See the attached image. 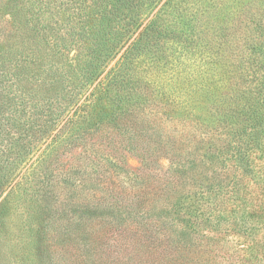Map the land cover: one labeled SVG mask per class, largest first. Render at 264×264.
I'll use <instances>...</instances> for the list:
<instances>
[{
    "label": "rangeland",
    "instance_id": "374dc122",
    "mask_svg": "<svg viewBox=\"0 0 264 264\" xmlns=\"http://www.w3.org/2000/svg\"><path fill=\"white\" fill-rule=\"evenodd\" d=\"M108 1L0 0V26L9 34L0 50L24 46L19 88L54 126L0 196V264H72L74 250L55 238L51 215L55 134L94 129L90 123L131 111L152 155L151 185L168 184L163 199L172 186H198L201 153L211 160L215 146H233L227 163L215 164L217 171L231 167L214 193L186 196L194 203L188 226L204 228L218 264H264V0H155L137 7L111 0L121 11L113 15ZM149 23L155 30L146 33ZM106 42L113 47L104 50ZM2 63L9 70L16 64ZM11 78L16 85L17 76ZM121 131L130 139L127 127ZM131 141L113 151L115 159L144 172L140 146L131 148ZM122 179L115 180L129 192L133 182ZM213 199L218 205L210 208ZM123 238L111 242L123 249ZM111 252L118 253L116 245Z\"/></svg>",
    "mask_w": 264,
    "mask_h": 264
},
{
    "label": "trees",
    "instance_id": "16d2710c",
    "mask_svg": "<svg viewBox=\"0 0 264 264\" xmlns=\"http://www.w3.org/2000/svg\"><path fill=\"white\" fill-rule=\"evenodd\" d=\"M110 1L108 13H120V8L110 7L113 5ZM123 1L124 6L136 3L137 7L144 3L149 5L151 1L152 4L155 0ZM136 20L134 18L132 24L140 25ZM9 24L7 20L6 26L9 27ZM152 28V24H147L146 33L155 30V27ZM17 30L19 33L26 32L21 23ZM5 37L9 38V34L0 26V39ZM20 47L23 51L24 46ZM112 47L113 44L106 42L104 50ZM22 51L10 47L0 50V196L14 180V172H20L22 165L29 160V154L39 142L46 141L54 129L40 118L44 114L37 102L29 101V93L19 88L21 63L26 61L25 57H21ZM4 60L14 61V68L9 70L2 63ZM11 76H17L16 85ZM6 79L12 80V84H7ZM119 98L122 99L121 96ZM253 115L260 117L255 113ZM122 116L129 119L123 120ZM136 116L135 111L128 115L116 113L108 119L90 123L97 128L80 133L74 130L66 136L55 134L58 146L55 147V209L51 214L57 224L55 238L63 246L71 245L74 250L71 251L72 264H218L204 228H199L197 232L189 229L188 221L194 214L190 207L194 203L187 201L186 196H198V192L214 193L216 185L222 184L220 178L230 171L231 166L223 167L227 163L223 158L233 146L226 144L227 150H222L225 144L215 146L211 160L206 155L207 151L201 153L203 159L196 181L198 186L186 185L180 190L172 186L168 191L173 194L163 199L160 194L166 192L168 184H160L157 190L151 185L150 174H147L150 169L146 164L152 162V155L144 150L146 134L138 128ZM69 125H64L59 132L64 127L66 131ZM123 126L127 127L130 139L122 137ZM41 129H46L47 133H41ZM245 132L242 130V134ZM124 141H131V148L138 149L140 146L144 172L129 168L115 159L113 151L119 149ZM245 142V139L239 142L241 150ZM234 151L238 154L236 148ZM240 159H243L242 155ZM216 163L223 165L224 170L217 171L219 166ZM118 177L133 182L129 192L121 180L116 182ZM92 189H100L103 193L89 195ZM211 201L210 208L218 205L214 199ZM205 205L208 206V203ZM240 218H246V212ZM114 235L124 237L123 249L119 242V249L111 242ZM201 236L207 240L204 241ZM113 245L117 246V254L111 252Z\"/></svg>",
    "mask_w": 264,
    "mask_h": 264
}]
</instances>
